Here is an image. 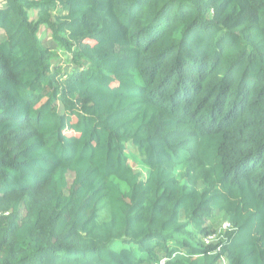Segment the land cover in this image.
I'll list each match as a JSON object with an SVG mask.
<instances>
[{"label": "trees", "instance_id": "trees-1", "mask_svg": "<svg viewBox=\"0 0 264 264\" xmlns=\"http://www.w3.org/2000/svg\"><path fill=\"white\" fill-rule=\"evenodd\" d=\"M0 212V264H264V0H0Z\"/></svg>", "mask_w": 264, "mask_h": 264}, {"label": "clouds", "instance_id": "clouds-1", "mask_svg": "<svg viewBox=\"0 0 264 264\" xmlns=\"http://www.w3.org/2000/svg\"><path fill=\"white\" fill-rule=\"evenodd\" d=\"M232 231V224L228 221V220H224L220 225L219 227L213 231V232H210L209 234L205 235L203 237V241L205 242V237H207L208 235L210 234H216V239L209 242V243H206V244H211V243H215V242H219L221 240H224L226 237H227V234L226 232L230 233ZM165 260V258H162L160 260V263L163 262ZM222 264H223V261H222Z\"/></svg>", "mask_w": 264, "mask_h": 264}, {"label": "built area", "instance_id": "built-area-1", "mask_svg": "<svg viewBox=\"0 0 264 264\" xmlns=\"http://www.w3.org/2000/svg\"><path fill=\"white\" fill-rule=\"evenodd\" d=\"M2 214V212H0V215ZM4 214H8V212H5V213H3V215ZM216 239V234H210V235H208L207 237H205V242L206 243H209V242H211V241H213V240H215Z\"/></svg>", "mask_w": 264, "mask_h": 264}, {"label": "rangeland", "instance_id": "rangeland-1", "mask_svg": "<svg viewBox=\"0 0 264 264\" xmlns=\"http://www.w3.org/2000/svg\"><path fill=\"white\" fill-rule=\"evenodd\" d=\"M44 33H47V32L45 31V29H41V34H44ZM144 175H145V173H144ZM69 178L71 179V176H70V175H69ZM224 220H226V219L224 218V216L218 218V220H217V222H216V226H217L216 229L219 227V225H220Z\"/></svg>", "mask_w": 264, "mask_h": 264}]
</instances>
